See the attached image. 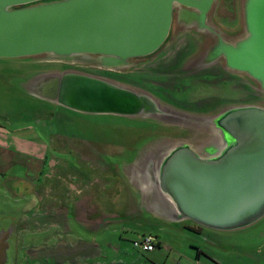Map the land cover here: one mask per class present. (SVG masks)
<instances>
[{"label":"rangeland","instance_id":"obj_1","mask_svg":"<svg viewBox=\"0 0 264 264\" xmlns=\"http://www.w3.org/2000/svg\"><path fill=\"white\" fill-rule=\"evenodd\" d=\"M244 1L214 0L216 23L222 22V18H234L235 13L231 15L228 10L238 9L244 32L233 40L226 37L228 43L235 44L245 36ZM175 35L172 32L170 40L140 69L97 70L91 56H81L71 63L45 55L20 62L0 59V147L3 149H0V264L159 262L162 258L159 251L141 253L133 247L145 233L156 234L166 246L173 244V240L188 239L213 255L220 254L217 251L224 248L226 251L233 248L234 254L260 244L255 245L254 241L264 232V218L242 230H205L202 236L183 232L174 236L153 218L158 211L156 204L168 209L167 198L150 185L145 170L148 165L156 168L180 143L193 148L215 144L217 133L210 124L203 123L206 118L200 117L194 126L167 116L136 118L76 113L35 97L32 90L43 78L75 73L145 94L136 80L142 76L151 79L149 70L180 75V70L175 71L180 69L179 61H183L184 71L191 64L195 53H185L186 46L189 41L190 47L195 46L197 41L183 33ZM155 62L157 65L150 68ZM241 78L245 76L239 78L238 105L253 103L264 108L261 101L264 95L257 88L249 87L255 94L251 103L245 102L246 94L251 92L243 88ZM152 80L161 82L154 77ZM158 89L157 94H149L158 109L182 115L170 103L171 88L167 85ZM191 90L192 94L185 91L179 96L218 98L219 92L213 84L194 83ZM187 93L191 95L186 97ZM173 124L179 127H172ZM187 128L189 132H197L198 139L183 137ZM6 132L15 136L14 140L7 139L10 135ZM38 139L46 142L45 146L38 144ZM15 140L21 142L16 144ZM3 146L8 148L5 150ZM209 235L215 237L211 238L214 242L206 239ZM181 252L191 255L187 249Z\"/></svg>","mask_w":264,"mask_h":264},{"label":"water","instance_id":"obj_2","mask_svg":"<svg viewBox=\"0 0 264 264\" xmlns=\"http://www.w3.org/2000/svg\"><path fill=\"white\" fill-rule=\"evenodd\" d=\"M40 1L0 0V59L45 55L71 63L96 56L97 66L116 71L164 44L176 6L197 11L184 10L187 25L204 26L214 0H59L24 7ZM242 18L244 38L235 44L220 39L209 48V61L222 59L225 68L244 74L264 95V0L244 1ZM32 90L76 113L178 118L159 110L147 95L88 75L43 78ZM203 123L219 137L211 155L200 156L201 148L180 143L156 168H148L150 185L167 198L168 209L156 204V212L215 232L245 229L264 218V108L240 106Z\"/></svg>","mask_w":264,"mask_h":264},{"label":"flooded vegetation","instance_id":"obj_3","mask_svg":"<svg viewBox=\"0 0 264 264\" xmlns=\"http://www.w3.org/2000/svg\"><path fill=\"white\" fill-rule=\"evenodd\" d=\"M236 0H234L235 2ZM214 1L211 4V7L209 9V12L207 13V16H205V21H204V26H202L199 22H192L191 25H187L184 20L181 19L182 15H184V10L188 13L192 12H197L194 9H185L181 8L179 6H176L173 10V15H172V23H171V29L169 30L168 36L164 42L166 44L168 42V39L170 40L172 36V32L176 34L177 36L179 33H183L186 35V38H193L196 40L195 46L190 47V41L189 45L186 46V51L185 53H189V55L192 53H195L193 58L191 59L192 62L188 66V69L186 70L188 73L186 75L183 74V72H186L182 69L183 61H179L178 65L180 69L175 70V71H181L180 75L176 74H157L155 72H152L149 70V76L151 79L144 78L145 76H142L143 78H139V80H136L137 86L144 90L145 94L149 96L150 93L152 94H157V91H160L158 88H167V85L171 88V99L172 102H170L174 107H176L179 111H181L180 114L176 115L177 120L182 119L183 123L184 122H191L189 124L196 126L197 121L200 120V117H204L206 119H215L218 117L220 114H222L226 110L230 109H235L240 106H247L245 103L244 104H239V78L241 76H245L244 74H240L234 71H230V69L225 68L223 65V60L217 58L216 60L209 61L211 55L209 54L210 49L214 46H216L219 42V40H224L226 41V37L233 40L236 38L238 35L240 36L242 32H244L243 27H242V22L241 20L238 19V9L236 7L228 10L229 13L234 14V18H222V22H219L222 24V26L219 23H216V13L214 11ZM180 12H182L180 14ZM202 28V29H200ZM192 39V40H193ZM164 44L162 46H164ZM161 46V47H162ZM161 47L154 53L149 56H146L144 58L140 59H131L129 60V66L125 68H120L122 70L124 69H130V68H139L142 67L143 65L147 64L149 61V58L151 56H154L159 52ZM94 63L97 62L98 57L92 56L91 57ZM190 60V61H191ZM157 65V62L153 63L152 65H149L150 68L154 67ZM162 68H165L163 65L160 64ZM97 70L105 69V68H100L97 66ZM167 68H169L167 66ZM166 68V70H167ZM117 69V70H120ZM139 77V73H137ZM152 77L155 79H161V82H157L155 80H152ZM246 78V80H245ZM245 78H241V81L244 82V85L248 88V91L251 89L255 88L254 82L251 81L248 77L245 76ZM175 83L178 85V87L172 86V83ZM186 84H185V83ZM194 83H199L200 86H206L207 84H213L214 88L217 89L218 93V98H215L214 96L210 98H204L197 96H190L187 99L181 98L179 95L183 94L186 91L191 90V86ZM243 85V86H244ZM173 87V88H172ZM148 91V92H147ZM174 91V92H173ZM251 92V90H250ZM187 93L186 97L190 94ZM249 93V92H248ZM174 94V96H173ZM192 94V93H191ZM190 94V95H191ZM251 94H254V92ZM263 96L262 94H260ZM185 98V97H184ZM251 97H246L245 102L250 101ZM261 101H264V98L261 97ZM248 104V103H247ZM175 108V109H176ZM210 117V118H209ZM64 117L61 119L63 120ZM199 122V121H198ZM187 124V123H186ZM185 124V125H186ZM172 127H179L178 124H173ZM186 132L184 133L183 137H192L195 138L197 136V132H189V129L185 130ZM200 134V132H199ZM201 136V135H200ZM216 139H219L218 136L215 137ZM198 139V137H197ZM198 143L196 141V145L198 146ZM213 146L210 145V147L207 146H198L197 148H201L202 151H199L200 156H207L211 155L209 152V149H211ZM163 159V158H162ZM161 159V160H162ZM150 168H153L152 166L148 165ZM148 167V168H149ZM149 168V169H150ZM149 169L145 170V177L147 180L151 183L152 175ZM141 179V178H140ZM152 184V183H151ZM154 187V186H153ZM156 188V187H155ZM196 226V225H195ZM198 229L195 231V234L200 235L201 232L205 231V228L197 226ZM210 230V229H208Z\"/></svg>","mask_w":264,"mask_h":264},{"label":"crops","instance_id":"obj_4","mask_svg":"<svg viewBox=\"0 0 264 264\" xmlns=\"http://www.w3.org/2000/svg\"><path fill=\"white\" fill-rule=\"evenodd\" d=\"M16 61L20 62L19 60H16ZM10 62H15V61L10 60ZM239 85H240V82H239ZM244 87L246 90H248L247 88L248 86L246 87L244 85L243 88ZM254 94L248 93L246 94V97H251V99H253ZM250 103H251V100H250ZM247 106H257V105L252 103V104H247ZM63 110H66V109H63ZM6 135L9 136L10 134L6 132ZM12 138H15V136L10 135V138H7V139L14 140ZM195 139H197V136L195 137ZM38 140H39L37 142L38 144L43 143L44 145V143H46V142H43L42 139H38ZM17 142H21V141H16V144ZM37 143H34V144H37ZM10 146L11 145L9 144V147ZM3 148L6 150V148L8 147L3 146ZM153 218H155V220H157L158 222L163 223L164 226H166V228L168 229V231L172 232L174 236L177 233L180 235L181 232L195 233V231L198 229V227L195 226V224L192 222L174 221V220H171L170 218H166L164 214L157 213V215H154ZM204 232L205 231L201 232V234L197 236H202ZM145 234L154 236L156 238V243L159 244L158 247H156L152 252H149V253L151 254L155 251H159L158 253H160L162 257L161 259H159V262L156 261L157 262L156 263L155 261H151L149 264H186V263L191 264L192 262H193L192 264H264V232H261L260 234H258V237L257 236L255 237L256 241H254V244L255 245H258L259 243L260 244L257 247L256 246L253 247V249L249 251L237 250L234 254H232L231 251L233 248L229 251H226L224 248V249H221L220 251H217V253H220L217 255L210 254V252H207L206 249H203L195 245V243H193L192 241L188 239L180 240V241L173 240V244L166 246L164 242L161 241V239L158 238L156 234H150V233H145ZM211 238H213V240L215 239V237L213 236H210L206 239L210 240V242H214ZM185 249H187L188 252L191 253V255L183 254L181 252V251H185ZM196 250L202 253L205 252V254L207 253L210 259L204 257L203 255H199L198 261H196L195 259Z\"/></svg>","mask_w":264,"mask_h":264},{"label":"built area","instance_id":"obj_5","mask_svg":"<svg viewBox=\"0 0 264 264\" xmlns=\"http://www.w3.org/2000/svg\"><path fill=\"white\" fill-rule=\"evenodd\" d=\"M155 240L153 237L144 236L138 242L133 244L134 248L140 249L142 252H152L155 249Z\"/></svg>","mask_w":264,"mask_h":264},{"label":"trees","instance_id":"obj_6","mask_svg":"<svg viewBox=\"0 0 264 264\" xmlns=\"http://www.w3.org/2000/svg\"><path fill=\"white\" fill-rule=\"evenodd\" d=\"M52 1H59V0H47V1H46V0H43V1H40V2H38V3L32 4V5H27V6H24V7H29V6L32 7V6L39 5V4L43 3V2H46V3H47V2H52ZM62 1H64V0H62ZM18 8H21V7H18ZM61 109H62V108H61ZM147 235H148V234H142L141 238L144 237V236H147ZM148 236L154 238V240H155V245H156V246H154V247H155V248L158 247L159 244L156 243V238H155L154 236H152V235H148ZM141 238H140V239H141ZM140 239H139V240H140ZM139 240L135 241L134 243L138 242ZM134 243H133V244H134ZM139 250H140V249H139ZM140 252H141V253H146V252H142L141 250H140ZM199 255H203L204 257L210 259V257H209L207 254L202 253V252L196 250V255H195V259H196V261H198Z\"/></svg>","mask_w":264,"mask_h":264}]
</instances>
